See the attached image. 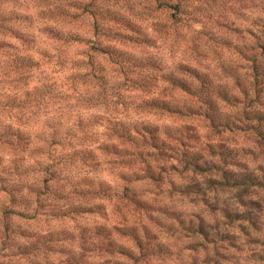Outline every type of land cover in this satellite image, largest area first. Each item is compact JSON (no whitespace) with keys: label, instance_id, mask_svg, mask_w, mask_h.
Instances as JSON below:
<instances>
[{"label":"clouds","instance_id":"obj_1","mask_svg":"<svg viewBox=\"0 0 264 264\" xmlns=\"http://www.w3.org/2000/svg\"><path fill=\"white\" fill-rule=\"evenodd\" d=\"M0 264H264V0H0Z\"/></svg>","mask_w":264,"mask_h":264}]
</instances>
